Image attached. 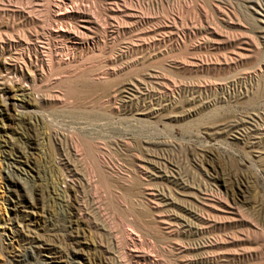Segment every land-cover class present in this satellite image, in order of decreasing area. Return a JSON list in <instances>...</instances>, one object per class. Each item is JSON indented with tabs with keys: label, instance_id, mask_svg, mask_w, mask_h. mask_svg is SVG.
<instances>
[{
	"label": "rangeland",
	"instance_id": "rangeland-1",
	"mask_svg": "<svg viewBox=\"0 0 264 264\" xmlns=\"http://www.w3.org/2000/svg\"><path fill=\"white\" fill-rule=\"evenodd\" d=\"M130 228L264 264V0H0V264H132Z\"/></svg>",
	"mask_w": 264,
	"mask_h": 264
},
{
	"label": "bare ground",
	"instance_id": "bare-ground-1",
	"mask_svg": "<svg viewBox=\"0 0 264 264\" xmlns=\"http://www.w3.org/2000/svg\"><path fill=\"white\" fill-rule=\"evenodd\" d=\"M73 8L75 9L76 12L80 11V7L78 4L74 5ZM45 9H46V20L48 26L46 30L48 39H55L60 37L64 33L71 32L69 28H67L63 24V20L64 18H66L67 15H69L71 8L65 9L63 8L62 5L56 4L53 6L52 9L51 3L47 2ZM79 17L83 18L86 16L82 14ZM70 59H71V55L67 56L63 61L67 62L70 61ZM58 61H62V59H58ZM15 90L18 91V93H20L21 95L26 97H29L31 95V91L26 85H18ZM138 243H142V242L138 234L135 231H133L132 228L124 231V235L119 239V241H117V244L124 245V249H125L124 253H127L128 256H118V257L121 260H123V262L127 261L132 264H137L138 261H140V263L154 264V261L150 259L152 258V256H146L145 254L146 252L140 255H137L135 253V247ZM63 251H66V253L68 252L67 254L70 255L75 254L73 250L67 251L63 249Z\"/></svg>",
	"mask_w": 264,
	"mask_h": 264
}]
</instances>
